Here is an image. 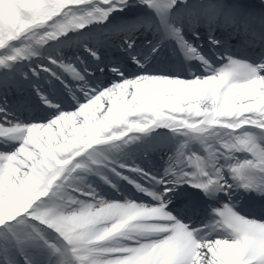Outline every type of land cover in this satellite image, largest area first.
Instances as JSON below:
<instances>
[{
	"label": "snow or ice",
	"instance_id": "1",
	"mask_svg": "<svg viewBox=\"0 0 264 264\" xmlns=\"http://www.w3.org/2000/svg\"><path fill=\"white\" fill-rule=\"evenodd\" d=\"M0 264H264V0H0Z\"/></svg>",
	"mask_w": 264,
	"mask_h": 264
},
{
	"label": "bare ground",
	"instance_id": "2",
	"mask_svg": "<svg viewBox=\"0 0 264 264\" xmlns=\"http://www.w3.org/2000/svg\"><path fill=\"white\" fill-rule=\"evenodd\" d=\"M154 163H157L156 161H153V162H149L148 164H147V167H153V164ZM130 188V187H129Z\"/></svg>",
	"mask_w": 264,
	"mask_h": 264
}]
</instances>
